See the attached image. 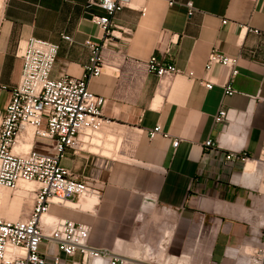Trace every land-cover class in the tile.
Listing matches in <instances>:
<instances>
[{"label":"crops","instance_id":"1","mask_svg":"<svg viewBox=\"0 0 264 264\" xmlns=\"http://www.w3.org/2000/svg\"><path fill=\"white\" fill-rule=\"evenodd\" d=\"M88 4L0 0V121L31 38L60 46L53 78L82 75L91 57L85 41L104 42L91 18L105 11ZM114 21L129 32L121 28L107 42L110 67L89 83L90 91L106 98V125L93 143L62 161L99 189L100 197L53 205L44 224L65 219L90 226L89 246L110 258L87 264H112L115 258L128 264H237L242 252L264 242V173L258 161L264 147V0H131ZM213 49L238 58L234 95L225 94L230 68L207 69ZM153 55L180 73L160 80L147 70ZM221 108L229 109L225 126L214 119ZM157 125L170 138L151 139ZM174 138L180 139L177 147ZM208 139L218 148L206 149ZM34 148L55 153L39 137ZM231 152L249 159L226 162ZM19 194L29 197L25 189ZM227 247L241 254L226 258ZM42 250L53 264L58 247L45 240ZM76 263L82 264L80 254L61 262Z\"/></svg>","mask_w":264,"mask_h":264},{"label":"built area","instance_id":"2","mask_svg":"<svg viewBox=\"0 0 264 264\" xmlns=\"http://www.w3.org/2000/svg\"><path fill=\"white\" fill-rule=\"evenodd\" d=\"M131 0H89V6L97 5L105 14H92L91 21L103 31V43L87 39L85 44L91 50V57L80 77L62 74L51 76L57 61L60 46L57 43L31 38L21 54L23 71L19 84L13 89L5 114L0 121V190L17 192L21 182H31L34 187L28 191L33 204L25 218L7 220L0 216V264H48L47 255L42 250L45 240L58 247L59 255L53 257V264H61L63 256L82 257V264L91 260L110 258V254L89 246L91 227L65 219H53L43 223V217L53 205L67 206L79 204L87 198H99L100 190L91 187L82 178L65 168L63 159L71 152L77 154L93 143L104 126L106 119L103 108L106 98L90 91L89 83L110 67L104 54L119 27L114 19L116 14L130 5ZM173 4V2H171ZM188 14H193V3H187ZM227 23V20H223ZM129 32V29H123ZM260 33L258 29H252ZM67 41L72 38L63 35ZM223 65L231 69V81L225 85V94L234 95L236 89L232 80L238 75V58L213 49L209 55L207 69L214 65ZM147 70L160 79H170L180 73L174 64L165 63L153 55L147 62ZM207 88L213 84L207 82ZM215 123L226 125L229 109L221 108L215 115ZM29 148L15 152L16 144L27 134ZM164 133L160 125L149 131V137L155 138ZM39 137L49 141L55 153H44L34 148ZM180 139L174 138L172 144L177 147ZM206 149L218 148L208 139ZM226 162L239 160L246 162L249 157L242 153H228ZM264 173V147L258 158ZM44 225H46L44 227ZM239 249L227 247L225 257L233 259L240 255ZM243 260L237 264H264V242L251 252H242ZM112 264H128L126 260L111 259ZM77 264V263H76Z\"/></svg>","mask_w":264,"mask_h":264},{"label":"rangeland","instance_id":"3","mask_svg":"<svg viewBox=\"0 0 264 264\" xmlns=\"http://www.w3.org/2000/svg\"><path fill=\"white\" fill-rule=\"evenodd\" d=\"M98 135H101V132H99ZM15 152H17V148ZM6 194H7V203L0 208V216L7 220H12L11 219L12 216H15V218L17 216V220L25 218L32 208V204H33L32 196H29L27 198L25 197L21 198L19 194V190L17 192L7 191Z\"/></svg>","mask_w":264,"mask_h":264},{"label":"bare ground","instance_id":"4","mask_svg":"<svg viewBox=\"0 0 264 264\" xmlns=\"http://www.w3.org/2000/svg\"><path fill=\"white\" fill-rule=\"evenodd\" d=\"M30 137H31V133L28 131L27 134L20 140V142L18 144H16L14 151L16 150V148H17V152L27 150L29 148L28 140L30 139ZM249 168H253V167L250 166ZM33 187H34V184L31 182H21L19 185V190L25 189V190H27V193H28V191L31 190ZM4 191H5L4 189L0 190V199H1L2 193ZM28 195L31 196L29 193H28ZM45 216H47V214ZM44 217H43V223H45Z\"/></svg>","mask_w":264,"mask_h":264}]
</instances>
